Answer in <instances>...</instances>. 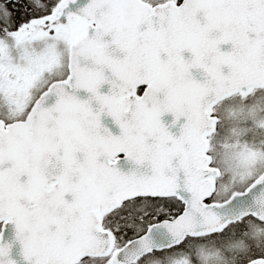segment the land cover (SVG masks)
<instances>
[{
    "label": "snow or ice",
    "instance_id": "6c2138e0",
    "mask_svg": "<svg viewBox=\"0 0 264 264\" xmlns=\"http://www.w3.org/2000/svg\"><path fill=\"white\" fill-rule=\"evenodd\" d=\"M262 104L264 0H0V264H264Z\"/></svg>",
    "mask_w": 264,
    "mask_h": 264
},
{
    "label": "rangeland",
    "instance_id": "374dc122",
    "mask_svg": "<svg viewBox=\"0 0 264 264\" xmlns=\"http://www.w3.org/2000/svg\"><path fill=\"white\" fill-rule=\"evenodd\" d=\"M233 103L236 104V105H239L240 101L239 100H235V101H233ZM261 106L264 107V104H262ZM261 119H264V117H261ZM253 123H254V125H256L257 128H259V126H258L259 120H255V121H253ZM249 127H251V126H249ZM261 133H264V132H258V131L255 132L256 135H260Z\"/></svg>",
    "mask_w": 264,
    "mask_h": 264
},
{
    "label": "flooded vegetation",
    "instance_id": "af4514ba",
    "mask_svg": "<svg viewBox=\"0 0 264 264\" xmlns=\"http://www.w3.org/2000/svg\"><path fill=\"white\" fill-rule=\"evenodd\" d=\"M264 134V133H263Z\"/></svg>",
    "mask_w": 264,
    "mask_h": 264
}]
</instances>
